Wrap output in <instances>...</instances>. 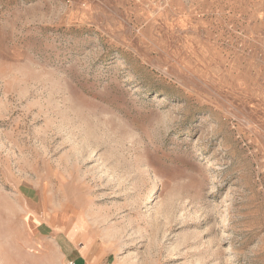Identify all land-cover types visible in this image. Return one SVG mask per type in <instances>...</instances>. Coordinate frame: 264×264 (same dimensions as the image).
Instances as JSON below:
<instances>
[{
	"label": "rangeland",
	"instance_id": "rangeland-1",
	"mask_svg": "<svg viewBox=\"0 0 264 264\" xmlns=\"http://www.w3.org/2000/svg\"><path fill=\"white\" fill-rule=\"evenodd\" d=\"M20 213L32 264L61 260L40 222L99 264H264V0H0Z\"/></svg>",
	"mask_w": 264,
	"mask_h": 264
},
{
	"label": "crops",
	"instance_id": "crops-1",
	"mask_svg": "<svg viewBox=\"0 0 264 264\" xmlns=\"http://www.w3.org/2000/svg\"><path fill=\"white\" fill-rule=\"evenodd\" d=\"M20 190L25 201L26 198H28L30 203H34V195L31 192L28 193L23 187H20ZM33 217L36 218V215H33ZM16 220L18 221L17 224L19 227L22 225V230H17L15 228L14 230L7 229L4 231V220L0 215V264H32L30 262L32 257L28 259L26 247L20 242L27 238L28 229L26 213L23 214V216H21L20 213ZM11 225L12 224H8V227H12ZM30 234L37 238H39V234L41 236L47 235L54 240L56 243L55 251L61 259L58 264H66L68 261H74L75 264H99L96 259L92 258L89 251H85L83 248L78 247L69 235L66 233L55 232L49 222L44 224L40 222L36 225L35 230L30 231ZM33 259V264H44L43 253L41 251L39 254H34Z\"/></svg>",
	"mask_w": 264,
	"mask_h": 264
},
{
	"label": "built area",
	"instance_id": "built-area-1",
	"mask_svg": "<svg viewBox=\"0 0 264 264\" xmlns=\"http://www.w3.org/2000/svg\"><path fill=\"white\" fill-rule=\"evenodd\" d=\"M66 264H75L74 261H68Z\"/></svg>",
	"mask_w": 264,
	"mask_h": 264
},
{
	"label": "bare ground",
	"instance_id": "bare-ground-1",
	"mask_svg": "<svg viewBox=\"0 0 264 264\" xmlns=\"http://www.w3.org/2000/svg\"><path fill=\"white\" fill-rule=\"evenodd\" d=\"M66 242V241H65ZM62 244V243H61ZM65 244V243H64ZM66 245V244H65ZM63 247H64V245H63Z\"/></svg>",
	"mask_w": 264,
	"mask_h": 264
}]
</instances>
